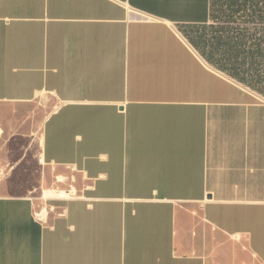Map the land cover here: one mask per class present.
Listing matches in <instances>:
<instances>
[{"label":"crops","instance_id":"crops-1","mask_svg":"<svg viewBox=\"0 0 264 264\" xmlns=\"http://www.w3.org/2000/svg\"><path fill=\"white\" fill-rule=\"evenodd\" d=\"M212 22L211 0H0L2 151L37 144L75 188L44 219L0 195V264H264V96L183 34Z\"/></svg>","mask_w":264,"mask_h":264},{"label":"trees","instance_id":"trees-1","mask_svg":"<svg viewBox=\"0 0 264 264\" xmlns=\"http://www.w3.org/2000/svg\"><path fill=\"white\" fill-rule=\"evenodd\" d=\"M211 18L183 34L218 69L263 93L264 0H211Z\"/></svg>","mask_w":264,"mask_h":264},{"label":"rangeland","instance_id":"rangeland-1","mask_svg":"<svg viewBox=\"0 0 264 264\" xmlns=\"http://www.w3.org/2000/svg\"><path fill=\"white\" fill-rule=\"evenodd\" d=\"M264 90V85H262ZM264 96L263 93L258 92ZM58 105L57 98L53 95H46L41 100L43 106L42 116L45 117L48 113H52ZM15 107L13 105L0 104V116L13 112ZM3 145H0V195H27L35 202V209L39 218H46L49 209L63 198H44L43 192L52 188L71 189L74 184V176L71 172L69 176L58 177V169L54 165L40 166L38 164L39 147L35 144L32 148L31 154L21 162H17V168L11 169L16 163V158L21 156L20 151L6 152L2 151ZM15 148V147H14ZM62 182H60V181ZM72 189H75L72 187ZM71 189V190H72ZM75 192V191H74ZM48 211L45 216L41 215L44 209Z\"/></svg>","mask_w":264,"mask_h":264},{"label":"bare ground","instance_id":"bare-ground-1","mask_svg":"<svg viewBox=\"0 0 264 264\" xmlns=\"http://www.w3.org/2000/svg\"><path fill=\"white\" fill-rule=\"evenodd\" d=\"M74 191H75V189L67 190V189H62V188H52V189H49V190H45L43 192V197L44 198H49L50 197V198H54V199L55 198L56 199H58V198H69V197H71L73 195ZM46 212H47V210L45 208L44 212L42 214L45 215Z\"/></svg>","mask_w":264,"mask_h":264}]
</instances>
